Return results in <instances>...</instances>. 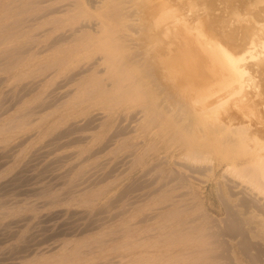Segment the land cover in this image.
<instances>
[{
	"label": "bare ground",
	"instance_id": "6f19581e",
	"mask_svg": "<svg viewBox=\"0 0 264 264\" xmlns=\"http://www.w3.org/2000/svg\"><path fill=\"white\" fill-rule=\"evenodd\" d=\"M65 1L66 4L59 6L56 3L59 7L41 15L49 18L48 23L53 28L42 31L39 37H49L53 31L52 40L42 46L32 43L26 51L21 50L31 60L52 53L38 68L34 67L35 61L29 62L27 72L21 74L24 79L52 71L56 75L53 82L59 80L54 83L53 91L44 96L52 104L31 113L36 115L50 107H59L63 109L60 121L68 123L79 110L74 102L66 101L79 97H72L69 87L80 82L79 86L88 88L87 93L83 92L85 99L81 97V105L89 102L88 107L92 105L103 112L105 108L101 106L107 107L106 111L109 107H113L111 110L125 107L121 112L126 111L128 117L126 123V113L121 117L120 110H116L113 114L101 113L102 116L97 115L100 117H92L89 122H83L84 125L79 123L82 128L78 124L68 127L70 134L99 130L95 140L91 136L94 140L91 143L98 147L103 145L91 156L89 153L90 159L121 140L131 144L132 140L127 138L131 134L136 135V140L142 137L141 134L145 135L140 143L126 147L129 152L122 160L118 158L121 161L115 163L119 165L112 172L122 169L118 175H113L123 176L120 179L123 181L115 183L116 186L129 182L113 200L127 198L124 206L113 216L94 219L91 229L127 214L137 216L126 222L122 237L127 241L122 248L138 251L133 258L138 263L237 264L241 257L246 264H264V0H165L169 3L162 5L163 9L158 8V0ZM85 7L94 10L96 15H88ZM154 10L156 14L151 16ZM61 14L63 17H58ZM143 15L152 20L151 24L136 18L142 19ZM171 17L181 20L180 38L169 34V28H160ZM15 24L18 27V23ZM40 84L27 85L23 91L31 95ZM61 90L65 92L58 93ZM94 108L86 111L93 112ZM139 122L143 124L133 125ZM160 132H165V138L156 139ZM67 136L62 133L58 140ZM78 139L69 143L81 142ZM139 145L143 147L132 151ZM14 152L1 158H13ZM219 171H223L219 176L223 185L217 181ZM91 178L78 185L73 194H89L98 182ZM103 178L105 180L106 176ZM85 184L82 189H77ZM110 191L113 190L104 194ZM215 194L223 211L221 218L210 212L211 204L206 205ZM149 202L153 205L149 206ZM149 225H152L151 229H147ZM84 228L73 232L83 234L90 229ZM146 250L156 252L150 254ZM117 258L124 259L122 256Z\"/></svg>",
	"mask_w": 264,
	"mask_h": 264
},
{
	"label": "rangeland",
	"instance_id": "374dc122",
	"mask_svg": "<svg viewBox=\"0 0 264 264\" xmlns=\"http://www.w3.org/2000/svg\"><path fill=\"white\" fill-rule=\"evenodd\" d=\"M9 1L11 3H9ZM39 1L41 0H37L38 3L36 2V0L35 1L34 0H18V1L17 0H0V30H1L0 32L1 33L0 35V63H1L0 64V100H1L0 101V133H1L0 134V146H1L0 147V162H4L3 167L0 169V264H156L157 262L154 263L152 261L147 262V263L146 262L138 263L137 261L134 262L135 261V259L133 260L134 255H135L134 253L138 254V251L133 252L134 250L132 248L130 249L122 248V245L126 243L127 241L126 238L122 237L123 230L127 226L126 222L137 216L131 217L130 214H127L113 222L111 221L112 223L109 222L100 228L91 229L93 221L98 220V219L102 220L103 217L105 219V217L107 216L109 217L111 215L113 216L116 213L121 211L122 205L124 206V203L126 202L127 198H125L123 201L117 200L116 202H113V200L115 201V199L119 197L120 191L124 190V188L128 186L127 184L129 182L125 181V182L118 184V186H116L117 184L115 183H118L119 181L120 182L123 181V180H120V179H123L121 178L123 176L116 177L113 175H118V173H120L122 169H118V171L115 172L114 174L112 172L114 168H117V166L119 165V164L116 165L115 163H117L118 161L120 163V161L129 152L128 149H126V147L127 146L131 147V146H134L136 143H140V141L145 135L141 134L142 137H139L136 140L135 138L136 135L131 134L127 136L128 139L132 140L131 144L129 143L128 145L124 140H121L119 144L114 146L115 149L113 147L111 148L112 150L108 149L104 151V153L102 152L103 154L100 153L98 156H95L90 159V156L92 155V153H94L95 150L99 149L103 145L102 143V145L98 147L99 145L94 146L91 143L95 140V136L99 133V130L89 131V132L79 131L81 132V133L78 132L79 134L78 133L70 134V131H69L71 126H75V125L78 126L79 123L81 125H84V123L89 122L90 120L94 119V117L96 118V117L102 116L101 113L113 114L114 112L112 111L120 110L118 112L120 114L119 116L122 115L121 117H124V114L126 113V111L123 110V112H121V110L124 109L125 107L121 109L114 108L113 110H111L113 107H109L110 109H107L106 111L107 107L100 105L101 107L105 108V111L103 112V110L100 111L97 107L95 109L92 105H89L88 107L87 105L89 104V102L85 103L84 105H81L80 104V102L82 101L81 97L85 99V97L83 96V94L85 93L83 92L87 93L86 90H88V88L86 86L85 87L79 86L80 82H76L75 84L69 87V90L72 92V97L78 95L79 100L78 99L72 100V98L66 100L69 103L74 102L76 105L74 103L73 104L75 105L76 109L77 110L79 109L77 113L72 118L69 119L70 123L68 122V123L62 124L60 120L63 116L62 115L63 109L59 107H50L49 109L52 108L51 110L47 109L45 111L39 112V114H36V115L32 114L34 110L36 112L38 110L45 109V107L52 104L50 100L45 99L44 96L46 94H49V92L53 91L54 89L53 87L55 86L54 83H58L59 80H56L55 82H53L56 78V75L52 74L51 73L52 71H50L44 76H41L40 74L37 75L38 74L37 73L34 76H30L32 78L28 77L24 79V77H22L21 74H25L27 72L26 69H28L27 64L29 62L35 61V63L33 62L34 67L38 68L39 66H42L43 64H45L46 62L45 57H47L50 54H51L50 56H52V53L46 54V55L44 54V56L43 55L37 56L36 58H34V60H31L29 56H27V54H24L23 52L26 51V49L32 43H34L36 46H40V45L42 46V44L46 42L48 43L52 40L54 36L53 31L51 32V36L49 37H44V38L39 37L42 35V31L46 29H50L51 27L53 28V26L49 25L48 23L49 18L42 17L43 16L42 14H44V11L46 12L49 9L62 6V4L64 5V3L66 4L65 0H55L53 2H48L47 4H40ZM167 1L170 2L171 0H167ZM167 1L165 2V0L164 1L158 0V5L160 6L158 8L163 9L164 7H162V5L163 6L167 5L169 3ZM28 4L30 7L28 6ZM55 4L59 6H56ZM11 5L13 9L10 8ZM6 6L8 7L6 8ZM85 8L86 9L84 10L86 11L88 15H96L94 10H91L88 7H85ZM158 8H156V10H161ZM18 10H21L23 12L18 11ZM80 10H83V9H80ZM80 10H77V11L79 12ZM13 11L15 12L13 13ZM3 12L8 17L4 18L5 16H3L4 15ZM18 12L19 13L21 12V13L19 14ZM90 12H93V13H90ZM153 12L155 13L153 14L150 13L151 16L156 14L155 10ZM11 13L13 16H11ZM38 17H40V19ZM58 17H63V14L58 15ZM146 17L147 16L144 17L143 15L142 19L140 17H136V18L140 19L145 24L146 23L151 24L152 20L150 19L151 21H149V18L148 17L146 18ZM37 18L39 20H37ZM177 18L171 17L169 20H166V22H163L160 25V28L162 30H164V28L165 29L169 28V34L173 35L174 37L177 36L178 38H180L181 32L183 29L180 28L182 26L181 20ZM23 20L26 23H24ZM44 20L47 22H45ZM140 20H139V23H141ZM15 23H18V27L16 26ZM5 28H7V30ZM26 41L27 43H25ZM21 50H23V52ZM18 51L19 52L21 51V53H19ZM7 56L9 57L7 58ZM2 57L5 58V60H3ZM25 57L27 58L26 60H25ZM13 61H16V63H14ZM11 62H13L14 64H11L10 66ZM2 64H5V66ZM50 74L52 76H49ZM14 80H16L17 82L16 81L14 82ZM40 81H41V84H40ZM34 83H39L41 87L39 86V89H37L38 91L36 90L31 95H27L25 91H23L25 89V86L27 87V85L34 84ZM44 92H47V93H44ZM64 92L65 90L58 91V93H61V94ZM40 96L43 98H41ZM21 98L22 99L24 98L23 99L24 101L22 100L21 102L20 101ZM18 101L20 103H18ZM45 102L49 104H46ZM78 104H79V107H78ZM87 107L91 109L94 108L95 111L90 109L93 112H90V111L88 112L86 111L88 109ZM80 110L82 112H80ZM90 113L91 115H89ZM29 114L30 115L32 114L33 116L32 115L28 116ZM86 115L88 116V118ZM97 115H100V116H97ZM76 116L78 118H80V116L81 117L84 116L85 119L83 117L82 119L81 118L78 119ZM126 116H127V113L125 114V120H127L125 122L127 123L128 117L126 118ZM46 121L47 122L49 121V123H46ZM142 124H143L142 122H139L133 125L140 126ZM79 128H82V126L79 125ZM61 132L68 136L65 139L58 140V136L62 134ZM82 136L84 140L85 138L87 140L84 141L82 139ZM86 136L87 137L89 136V139ZM91 136L94 138V140L93 138H91ZM165 136H166L165 132H160L159 136H156L157 138L154 137V139L155 138L156 139L165 138ZM73 139L75 141L76 139H78L79 141L81 140L82 144L81 142H78V143L76 142L77 144L76 143L70 144L69 142L72 143L74 141ZM18 143H21L23 145L19 144L21 145L19 146ZM68 144L70 145L68 146ZM59 145L60 147L64 145L65 146L60 148ZM17 147L19 150L20 149L21 150L18 151L16 149ZM88 147H89V150H88ZM118 147L121 149L118 150L119 149ZM142 147H143L142 145H139L138 147L134 148L132 151H135L136 149L140 150ZM12 148H14L13 150H15L14 157L16 158L13 157L9 160L7 159L8 157L1 158L3 155H4L3 157H5V156L12 154L13 152V150H11ZM89 153H90V156H89ZM114 153L115 154L117 153L116 155L117 157L115 156ZM118 158H120L121 160ZM55 159H56V162H55ZM108 160L109 161L111 160V161L109 162ZM24 163L26 164V166ZM93 164L96 166H94ZM105 164H109V166ZM113 164H115L116 166ZM103 167L104 169H102ZM91 169L92 171L90 172ZM108 170L109 171L112 170V171L108 172ZM107 172L108 174L110 173L109 177L111 178L109 179L107 176ZM222 173L223 171H219L218 176H217V179H218L217 181H218V184L220 185L224 184V181L219 177L220 174ZM61 174L65 175V177L63 175V179H62L63 181L59 180V177L62 176ZM91 174L97 177L94 178ZM104 175L106 176L105 180L103 178L105 177ZM90 176L92 177L91 180L97 179L98 181L96 182L97 187L95 186L93 187L94 189L92 188L91 190H89V194L88 192H85V193L82 192L83 194L79 193L77 194V196L73 194V191L75 190V188L78 185L83 184L85 181H87L88 177ZM100 180L102 181V184L100 183L101 182ZM112 180H114V182ZM220 180L222 181L221 183H220ZM110 184L111 185L114 184L113 187ZM86 185L87 184L83 186L81 185L79 186L80 188H77V189L78 190L82 189ZM109 190H113V191H110L111 193L109 192L108 194H104V193H107ZM226 191L227 190H225V195L228 194V192ZM98 192H100V194ZM61 197L63 199H61ZM90 200H94V201L90 202ZM110 202L112 203L110 204ZM233 202L236 203L237 200L234 199ZM152 203L153 202H149L147 204L150 206V205H153ZM210 204L212 205V207L210 206ZM206 205L210 206L211 208L210 212L215 217L221 218L223 216V211L221 210L222 208L220 207V203L218 202V199L216 198V194L215 196L212 195L211 199H208L206 201ZM99 209H101V211ZM144 214H147V212H145ZM149 226L147 227V229L152 228V225H149ZM83 227H85L84 229L86 228L87 229L90 228V229L88 232L83 233V234H77L73 232L77 229L81 230ZM54 247L56 248L54 249ZM49 251L51 252L49 253ZM145 252L153 254L156 251L146 250ZM87 254H90V255L86 256ZM131 254L132 256L130 257ZM121 256L124 257L122 261L119 260V258H117ZM240 258L237 264H246L244 259L243 258L240 259ZM162 263L164 262H160L157 264H162Z\"/></svg>",
	"mask_w": 264,
	"mask_h": 264
},
{
	"label": "crops",
	"instance_id": "0c3cea01",
	"mask_svg": "<svg viewBox=\"0 0 264 264\" xmlns=\"http://www.w3.org/2000/svg\"><path fill=\"white\" fill-rule=\"evenodd\" d=\"M7 159L9 160V159H11V158H7ZM3 163H4V162H2V164H1V162H0V164H1V165H0V166H1L0 169L2 168Z\"/></svg>",
	"mask_w": 264,
	"mask_h": 264
}]
</instances>
